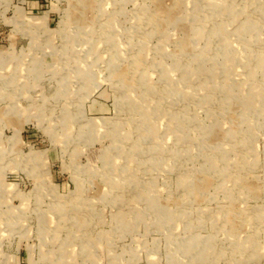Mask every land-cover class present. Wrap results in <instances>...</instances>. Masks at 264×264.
<instances>
[{"label":"rangeland","instance_id":"obj_1","mask_svg":"<svg viewBox=\"0 0 264 264\" xmlns=\"http://www.w3.org/2000/svg\"><path fill=\"white\" fill-rule=\"evenodd\" d=\"M263 7L0 0V264H264V111L222 109L225 96L203 89L193 57L209 69L228 44L240 94L252 82L263 91ZM246 22L257 29L242 33ZM122 79L135 86L138 105L162 109L153 138L139 135L142 117ZM178 84L193 97L179 98ZM213 123L221 132L211 140L202 128Z\"/></svg>","mask_w":264,"mask_h":264},{"label":"bare ground","instance_id":"obj_2","mask_svg":"<svg viewBox=\"0 0 264 264\" xmlns=\"http://www.w3.org/2000/svg\"><path fill=\"white\" fill-rule=\"evenodd\" d=\"M214 6H215V8H217V13L218 12H223V11H228L229 12V10H228L229 8L226 7V6H224V7L219 6V5H214ZM262 11H263V14H264V7H263ZM256 29L257 28L251 22H246L242 26V31L241 32L243 33V31H255ZM221 34H225L223 27H220L218 29V31L213 32V36H216L217 38L218 37L220 38ZM184 48L187 49V50L191 49L190 46H186V47L184 46ZM223 50L224 51H221V52L224 54V60L221 61L222 62V67L221 68L217 67L219 65V63H221V62H218L219 60L215 59V60H213V63L211 64L210 68L207 69L206 67L203 66L204 61H203L202 56H200L199 54L198 55L197 54L193 55L194 62L196 64V66L198 67V71L200 70L201 73L205 72V74H206V78H205V81H204L205 83H204L203 89L222 92L223 93V97L225 96V98L223 100L220 97V99H221V101H220L221 105L220 106L226 112L228 110L232 111L234 109V107H239L240 109H242L243 116L246 117V113L248 114V112L251 111V110H255L256 109L258 111H264V89H263V91L258 89L256 87V84L252 82V83H248L247 84V91H242V94H240L241 90H239V86L236 85L238 80H237L236 76H234V73H233V71H234L233 70V66H232L233 62H232V55L229 52V50H230L229 45L228 44H223ZM137 62L139 63V61H137ZM256 65H257V71H259V72L264 74V61L260 60V58L258 57L256 59ZM181 68L182 67H180V69ZM219 69L223 72V81H220V83H217L216 82L217 81L216 80L217 79L216 71L219 70ZM163 71H164L163 72V76H164L167 84L169 85L170 82H174V79H173L174 74H173L172 69L170 67H165ZM181 72L185 74V77L188 76V77H191V78L193 77V75L196 74L195 71H192V70H190L188 68H183ZM254 72H255V70L251 71V73H254ZM117 77L118 78L119 77L123 78L124 75L120 71L119 74L117 75ZM140 80H142V82L146 84L145 76L143 75V73H142V76H140ZM120 81H121L122 87L126 90L125 94L127 95V98H128V102L127 103L130 104V109L133 108V110L135 112L139 113L141 115V117H142L141 125L138 126L139 127V135L145 137L146 139L147 138H153V134H155V130H156L155 129V125H154V118L156 116H158L160 113H162V109L157 107V108H153L154 110L153 109L151 110V109H148L147 106H145V105H143V107L141 105H138L136 103L137 95L135 93V86H133V84H131V83H128L127 80H123L122 79ZM178 86H179V84H178ZM179 87H178L177 90L175 89V91H174V92L178 93L179 98H185L186 96L187 97L188 96L189 97L190 96L193 97V95H191L192 94L191 91H186V90L183 91L181 89V87L180 88ZM147 89L150 92H152V90H153V88L150 87V86H147ZM202 98H203V102L205 104L206 103L207 104L211 103L210 98H208L206 96H203ZM243 119H245V118H243ZM180 121H181L180 122V128H181L182 124H183L181 118H180ZM218 127L219 126L218 125L216 126L215 123H213V124H211L209 126H203V128H202L203 136H207L206 135V133H207L209 135L208 137H210L209 139H211V140L216 139V137L219 135V132H221V131H217ZM261 127H264V123L261 125ZM248 131H249V134H253V128L252 127H249ZM227 133H228V136H230V137L231 136H235L237 134V128L236 127H234V128L232 127L231 129L227 130ZM119 138H121L120 134L119 133H115L114 134V139H119ZM187 138H188V136L183 133V136L180 137V141H186ZM204 140H205V138H204ZM245 143L249 146L250 142H249V138L248 137L246 138ZM215 167H216V165L212 164L210 166V169L213 170V169H215ZM220 172H222V175H224V177H227L226 172H224V171H220ZM185 185L186 186L189 185L191 191L195 195H197V193L200 191L199 190L200 186L197 185L196 183H194L192 185L191 184H188V185L185 184ZM242 185H244V187H246L247 190L250 191V192L256 193V192L259 191V190H257L258 187H255L253 185H249V184H246V183L242 184ZM146 192H147V190H146ZM141 196H144V195H141ZM149 205H150L151 211L154 214L158 215L161 218L164 217V218H162L163 221L160 219L161 222L167 221V219L165 218V216L167 214L164 213L165 211L157 203L153 202V203H150ZM142 213H143V211L134 213V215L136 217H138L137 218L138 221L143 219V218H141L142 217L141 215H143ZM260 213H261L260 217H262L264 219V211H261ZM122 224H123V222H122ZM192 241L196 242V240L195 241L192 240ZM200 245H201V242H198V243L196 242L194 244V246H193L194 250H196V248H197V251H199Z\"/></svg>","mask_w":264,"mask_h":264}]
</instances>
